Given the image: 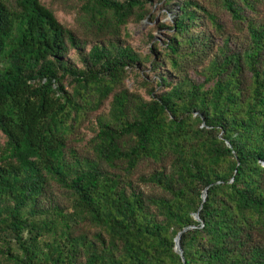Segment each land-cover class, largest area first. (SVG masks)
I'll return each instance as SVG.
<instances>
[{
    "label": "trees",
    "instance_id": "16d2710c",
    "mask_svg": "<svg viewBox=\"0 0 264 264\" xmlns=\"http://www.w3.org/2000/svg\"><path fill=\"white\" fill-rule=\"evenodd\" d=\"M151 2L0 0V264H264V0Z\"/></svg>",
    "mask_w": 264,
    "mask_h": 264
},
{
    "label": "rangeland",
    "instance_id": "374dc122",
    "mask_svg": "<svg viewBox=\"0 0 264 264\" xmlns=\"http://www.w3.org/2000/svg\"><path fill=\"white\" fill-rule=\"evenodd\" d=\"M52 9L56 11L59 20L70 28H79L75 19L74 5L76 0H43ZM72 6V9H71ZM151 10L148 18L142 20L139 23L130 22L123 31V36L126 42L131 44L136 49L143 53H148L154 43H162L166 39L167 31L161 28V24L173 21L176 12L179 7L166 6L165 0H152L149 4ZM221 14L222 10L217 9ZM223 16V14H221ZM224 19V16H223ZM149 66V64H148ZM148 73V69H143ZM152 78L151 73L149 74ZM135 78H130L127 81L129 87L134 88L138 84L135 83ZM85 131V129H82ZM91 136V133H88ZM0 138H2L0 134Z\"/></svg>",
    "mask_w": 264,
    "mask_h": 264
},
{
    "label": "water",
    "instance_id": "95a60500",
    "mask_svg": "<svg viewBox=\"0 0 264 264\" xmlns=\"http://www.w3.org/2000/svg\"><path fill=\"white\" fill-rule=\"evenodd\" d=\"M202 197H203V200L206 198V190H204ZM195 218H196L197 220L200 221V217H199V214H198V213H196ZM202 225H203V224H202ZM186 229H187V228H185L183 231H181V232L176 236V238H175V250H176L177 252L180 253V255L182 256V258H184V255H183V249L181 248V244H180V238H181L182 233H183Z\"/></svg>",
    "mask_w": 264,
    "mask_h": 264
}]
</instances>
